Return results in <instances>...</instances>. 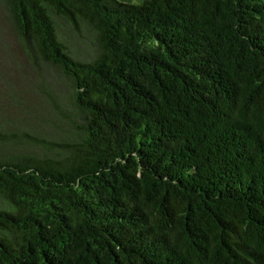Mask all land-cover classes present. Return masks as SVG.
Returning <instances> with one entry per match:
<instances>
[{
    "label": "trees",
    "instance_id": "obj_1",
    "mask_svg": "<svg viewBox=\"0 0 264 264\" xmlns=\"http://www.w3.org/2000/svg\"><path fill=\"white\" fill-rule=\"evenodd\" d=\"M3 1L71 90L0 125V264H264V0Z\"/></svg>",
    "mask_w": 264,
    "mask_h": 264
},
{
    "label": "rangeland",
    "instance_id": "obj_2",
    "mask_svg": "<svg viewBox=\"0 0 264 264\" xmlns=\"http://www.w3.org/2000/svg\"><path fill=\"white\" fill-rule=\"evenodd\" d=\"M74 46L80 53L87 50L85 44ZM70 90L65 77L51 65L43 63L38 70L32 65L8 8L0 0V125L13 130L31 129L32 125L63 130L67 125L55 119L51 96L65 109Z\"/></svg>",
    "mask_w": 264,
    "mask_h": 264
}]
</instances>
